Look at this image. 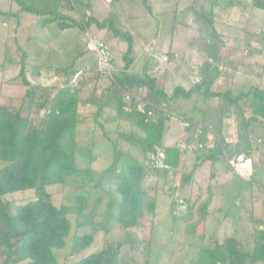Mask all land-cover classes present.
I'll use <instances>...</instances> for the list:
<instances>
[{
    "label": "trees",
    "instance_id": "obj_1",
    "mask_svg": "<svg viewBox=\"0 0 264 264\" xmlns=\"http://www.w3.org/2000/svg\"><path fill=\"white\" fill-rule=\"evenodd\" d=\"M186 1L189 4L178 23L197 35L202 63L190 71L200 80L187 90L176 87L171 94L159 85L162 66L158 73L153 66L144 68L143 75L129 72L137 43L127 21L113 13L106 19H97L91 0H10L8 11L0 6L2 18L13 16L12 7L16 5L19 10L37 16L40 28L50 31L55 27L57 36L73 29L88 33L96 26L112 39L127 44L125 66L118 74L107 76L99 70L96 56L89 55L86 39L75 34L71 42L81 43L79 51L68 65L58 68L62 77L59 85L53 86L42 84L41 79L44 71L54 67L43 65L41 59L28 62L29 53L17 42L20 62L5 60L0 64L1 76L6 69L18 68L17 77L23 89V103L18 108L14 106L15 96L7 105L0 98V264H62L59 253L65 250L68 254L64 264H135L132 258L138 263L142 257L146 258L143 264H149L152 241L141 233L148 224L154 225L159 215L158 194L177 180L188 153L180 144L165 145L173 119L168 114L173 113L175 103L189 100L196 93L204 102L221 95L213 91L222 74L216 64L222 42L216 23L228 17L234 7L219 0ZM251 8L264 11V0H252ZM79 71L83 74L74 86L72 79ZM141 88L146 92L144 100L153 105L147 106L154 110L152 118L147 112H140L136 104L125 101V92L136 93ZM225 95L237 109L239 143L241 150L246 151L251 144L250 127L264 125V91L251 90L234 98ZM185 130L195 132L192 128ZM97 133L112 147L110 159L101 154L93 141L88 148L80 146L81 140L97 137ZM207 142L203 133L197 140L192 172L182 170L179 187L170 188L175 193L191 189L197 182L199 187L193 191L201 192L196 201L174 196L170 206L174 221L185 224L189 232L203 241L192 263L263 264L264 219L256 212L253 191L246 214L240 216V221L231 222V213L240 209L242 200L240 205L235 203L225 210L215 199L216 194L222 195L214 186L215 172L211 171L203 180L194 178L206 162L215 165L222 158L226 172L240 177L228 167L227 154L217 140L212 148H199V143ZM156 146L165 149L172 178L169 171L151 166L149 154ZM239 154L242 153L236 155ZM246 156L253 158V148ZM99 160L108 163L101 171L95 168ZM73 184L81 192L66 197ZM54 187L66 195L60 205L53 201L50 189ZM19 193L30 197L19 204L7 199ZM93 193L97 196L92 199ZM179 200L187 205L184 216L177 215ZM209 228L216 234L210 240ZM100 237V248L84 255L98 244Z\"/></svg>",
    "mask_w": 264,
    "mask_h": 264
},
{
    "label": "rangeland",
    "instance_id": "obj_2",
    "mask_svg": "<svg viewBox=\"0 0 264 264\" xmlns=\"http://www.w3.org/2000/svg\"><path fill=\"white\" fill-rule=\"evenodd\" d=\"M174 1L175 0H91V8L97 19H106L110 13H113V15L127 21V27L133 33L137 43L134 64L129 69V72L143 75L144 68L151 69L153 66V71L158 73L161 71V68L156 70V67L161 65L163 69L159 73L158 81L169 94H171L176 87H182L187 90L198 83L200 77L194 73L192 74V72L198 64L202 63L200 56H196L199 52L197 46L195 48L191 47V42L195 33L191 29H185L178 23L182 17V11L189 3L186 0H181L180 3L176 1L175 3ZM219 1L222 4L234 5V7L228 17L217 20V22H223L226 18L231 19V14L238 6V0ZM3 2L4 3L0 6L3 10L8 11V3L10 0ZM13 9V16L2 18L0 15V64H3L5 60L14 61L18 59L20 62L22 55L19 53V46L22 50L29 53L28 62L41 59L43 65L54 67L50 71H44L41 79L42 84L49 86L59 85L62 71L61 69L58 70V68L68 65L71 59H73V56L79 51L81 43L71 42V37L78 34L79 31L73 29L63 35L57 36V29H55V27L50 31L48 29H42L36 24L39 20L37 16L19 10L16 5L13 6ZM172 12L177 14V19ZM237 12L239 15L240 12ZM15 14H19L20 17L15 16ZM173 17H175L176 22H174ZM237 17L235 16L234 18L236 19ZM88 34L94 38L104 39L111 47L113 53V74H118L125 66L123 56L127 51V44L123 41L112 39L111 35H108L103 30H99L96 26L91 27L88 33H79L83 40L88 37ZM49 41L51 42L50 45L47 44ZM16 42L18 46H16ZM176 51L180 54V57L175 53ZM89 55L91 57L95 56L94 53H89ZM164 57H167L168 61L162 64L160 60ZM166 70L167 73H164ZM190 70H192V72ZM18 71V68L16 70L11 68L6 69L4 76H1L2 73H0V94L2 93L0 98L2 103L6 105L9 104L12 97L15 96V108L20 107L23 103V89H20L21 79L17 77ZM28 76H30L29 73ZM90 86L91 85H88V88H90ZM191 101L180 100L174 104V109L176 111H174V113L177 117L170 122L171 130L168 134L169 136L165 139V145L174 146L180 144L182 150H188L191 153L187 154L186 158H188L186 162L180 170H178V175H176L177 180L173 181L169 187L159 192V215L157 219L154 220V225L150 227L148 224V228H145L141 233L143 238H151L152 241L151 253L148 256L149 264H193L192 261L198 257L199 248L203 244V241L188 231L185 224L175 222L170 213V206L174 196H180L185 199L191 197V200L196 201L199 192V190L193 191L198 186L197 182V185H192L191 189L188 187L183 190H177L175 193L170 189L171 187H179L182 170L186 172H192L193 170L196 147L195 145L193 146L192 141H197V138L193 136V132H190L191 137L189 136V138H192L191 142L186 143L185 137L187 133L183 125V119H198L193 111L194 109H196L195 111L200 110L201 106H204V104L199 103L194 107V103ZM208 105L209 103L206 104L204 108ZM85 113L86 111H83V114ZM37 118L38 116L35 117V119ZM255 130L257 133H253L254 137L264 136V126H255ZM211 133H213V131ZM211 137L213 138V136ZM215 140L214 137L213 141ZM92 141L93 143L95 142V145L100 148L101 154L107 157V159L112 157V147L103 139L101 133H97V137L92 136L85 141L81 140L80 146L88 148ZM188 146H191V148L189 149ZM255 149L251 161L254 165H252L248 178H240L227 173L223 158L216 164L217 169H219L217 173L221 179L215 181L214 186L217 187L220 194H222L219 196L220 198H216V201H219L221 206L225 210H228L233 205L235 206V203L236 205H240V201L242 200L240 209L236 208L238 210L235 209L232 211L230 218L231 222L240 221V216L246 214L247 209L250 207L249 198H251L253 190L264 193V143L259 146L255 145ZM98 162L99 163L95 165L98 171L103 170L108 165L107 161L104 162L103 160H99ZM205 170L204 168L202 171L199 170L200 172L197 171L194 178L203 180L202 178H206L207 175H210L211 172ZM206 172H208V174ZM168 176L169 178L173 177L171 170L168 172ZM79 190L80 187L74 186L73 184L67 189L66 196L61 192L59 187L50 189L53 194V201L57 205L61 204L65 196L69 197L76 191L81 192V190ZM200 193L201 192H199V194ZM95 196H97V194L93 193L92 199L95 198ZM262 196L264 197V194ZM29 197L30 194L19 193L8 196L7 199L14 204H19L20 202L26 201ZM258 200L259 199H257V202ZM257 202H255L256 212L259 210V207L258 209L256 207L258 205ZM90 204L93 205V201H91ZM177 213L179 216L186 215L187 205L185 204L184 209L177 210ZM257 214L259 213L257 212ZM223 224H225V222ZM213 233V229L209 228L207 235L208 240L216 237H210ZM101 239L102 237L99 238L98 244L93 246L84 255L98 250L100 248L99 243ZM67 254V250L59 253L62 264H64ZM142 258L143 259L138 261V263L136 259L132 258V260L136 262L135 264H143L146 258Z\"/></svg>",
    "mask_w": 264,
    "mask_h": 264
},
{
    "label": "crops",
    "instance_id": "obj_3",
    "mask_svg": "<svg viewBox=\"0 0 264 264\" xmlns=\"http://www.w3.org/2000/svg\"><path fill=\"white\" fill-rule=\"evenodd\" d=\"M3 1L5 0H0V4H3ZM180 1L181 0L178 2L180 3ZM222 1L225 2L226 0ZM251 4L252 0H238V6L231 14V19L226 18L223 22L220 21L216 23L217 31L221 35L222 40L221 45L218 47L219 58L216 64L220 65L222 74L218 82L214 85L213 91L216 92V94L221 95L212 97L208 102H204L201 99L200 93L194 94V96L189 99V101L192 100L191 102L194 103V107L199 103H203L204 106L209 103L205 108L200 104V110L195 111L196 109H194L193 112L197 115L198 119L193 120L206 125L211 132L213 131L212 135L209 131L205 132L208 141H212L213 138L211 136H214L217 143H220L227 156H233L238 152L247 155L251 148H253L254 154L256 150L255 145L259 146L264 143L263 135L262 137L253 136V133H257L255 126L264 125L253 124L250 127L251 144L247 145L248 150H241L238 136L237 109L230 105V102L225 95L230 94V96L234 98L241 93H247L251 90L257 89L259 91H264V11L253 10ZM8 6L10 7L9 3ZM237 11L240 12L239 15ZM172 13L176 16L174 12ZM235 16L237 17L236 19L234 18ZM173 19L174 22H176L175 17H173ZM196 46L198 50L199 45L197 35L195 34L191 42V47L195 48ZM175 53L180 57V54L177 51ZM196 56H200V53L198 52ZM164 73H167V70ZM186 133V143H190L192 138H189V132L186 131ZM192 142L193 146L195 145L196 147L197 141L194 140ZM171 146L172 145H169L168 147ZM250 146L252 147L250 148ZM188 148L190 149L191 146H188ZM189 153L191 152L188 151L187 154ZM212 163L213 162L209 161L206 162L200 171L204 168L206 169L205 171H213L216 174L215 180H220L221 177L217 173L219 171L216 166L217 163H214L215 165ZM224 165L226 167L225 162ZM206 173L208 174V172ZM263 194L264 193H261L260 191L253 190V195L255 198L257 197V199H259L258 202L256 199V202L258 203L256 206L257 209L259 207V210H257L259 213L258 215L264 219ZM217 197L219 196L216 194L215 199Z\"/></svg>",
    "mask_w": 264,
    "mask_h": 264
},
{
    "label": "built area",
    "instance_id": "obj_4",
    "mask_svg": "<svg viewBox=\"0 0 264 264\" xmlns=\"http://www.w3.org/2000/svg\"><path fill=\"white\" fill-rule=\"evenodd\" d=\"M86 48L90 53H94L97 59V65L100 71L104 72L107 76H112L113 74V63H112V52L111 48L108 44H106L104 41L94 38L90 34H88V37L86 38ZM168 58L164 57L162 60H160V63L163 64V62H167ZM161 65H158L156 67V70L160 69ZM83 73L79 71L75 74V76L72 79V84L75 86L77 82L79 81L81 75ZM146 92L145 89H139L136 93L135 92H125V101L129 104L133 103L136 104L138 110L142 113L148 114L149 117L154 116V110L153 109H147V106H152L151 104H148L144 100ZM131 110V108L129 109ZM169 116H173V119L177 117L174 113H169ZM183 125L184 128H192L195 130L194 137L197 138V140L205 133L206 131H210V129L205 126L204 124H201L199 122H195L190 119H183ZM213 134V133H211ZM214 138V136H213ZM199 148H212L214 146V141H208L207 143H199ZM167 155L166 151L163 147L156 146L154 150L149 154V162L151 166L155 170L159 171H170V166L166 162ZM226 162L228 167L238 176L242 178H248L252 169V162L249 160L245 154H239V155H233V156H227ZM185 208V202L184 200H179L178 202V208L177 210H182ZM264 229V227H262Z\"/></svg>",
    "mask_w": 264,
    "mask_h": 264
}]
</instances>
